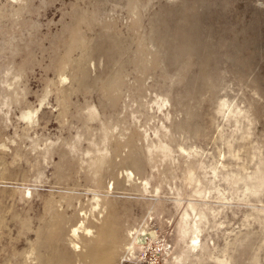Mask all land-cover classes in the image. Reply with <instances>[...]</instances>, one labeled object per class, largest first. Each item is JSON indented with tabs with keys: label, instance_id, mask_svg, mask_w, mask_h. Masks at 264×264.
Here are the masks:
<instances>
[{
	"label": "rangeland",
	"instance_id": "1",
	"mask_svg": "<svg viewBox=\"0 0 264 264\" xmlns=\"http://www.w3.org/2000/svg\"><path fill=\"white\" fill-rule=\"evenodd\" d=\"M174 255L264 264V0H0V264Z\"/></svg>",
	"mask_w": 264,
	"mask_h": 264
},
{
	"label": "bare ground",
	"instance_id": "2",
	"mask_svg": "<svg viewBox=\"0 0 264 264\" xmlns=\"http://www.w3.org/2000/svg\"><path fill=\"white\" fill-rule=\"evenodd\" d=\"M233 110L234 109H231L230 110V112H233ZM189 177H191V176H189ZM189 177H188V179H189ZM197 190V189H196ZM199 193V192H198ZM196 194V193H195ZM191 203H193V202H191ZM191 203H189L188 204V206L190 207V210L192 211V213L195 211V205H197L195 202H194V204H191ZM180 205V204H179ZM201 207V205L199 206V208ZM185 208V207H184ZM197 208V207H196ZM202 208H200V210H201ZM184 210V209H183ZM188 210H189V208H188ZM198 211V210H197ZM202 211V210H201ZM181 215H183V214H181ZM180 215V216H181ZM193 215V214H192ZM184 218H185V228H186V231L189 233V234H191V237H190V243L188 244V248H187V250H186V252H185V257L187 256H189L190 255V253L191 252H194V251H196V250H198V248L200 247V239H199V231H200V227H199V224H198V222L200 221V218H201V216H200V214H198V213H195L194 214V216L189 220V218L191 217V214L189 213V212H185L184 213ZM181 219V218H180ZM183 219V218H182ZM191 221V222H190ZM205 221V220H204ZM182 223V222H181ZM190 223H192V224H190ZM181 228V227H180ZM73 235H76V236H78V234H79V232L77 231V229L76 228H74L73 229ZM83 232H85V233H92V231H90V229H86V228H84V230H83ZM98 232L100 233V234H102L101 233V231H99L98 230ZM97 232V233H98ZM131 233H132V231H130ZM183 233V232H182ZM181 233V234H182ZM100 234H98L100 237H101V235ZM184 234V233H183ZM188 234V235H189ZM97 235V234H96ZM95 235V236H96ZM98 236V237H99ZM190 236V235H189ZM96 238V240H98L97 241V244H98V242L101 240V239H99V238ZM135 238H137L136 236H135ZM103 239V238H102ZM140 239V238H139ZM130 241V240H129ZM94 243H96V242H94ZM71 244H72V248L73 247H75L76 246V244L73 242V241H71ZM97 244H95V245H97ZM99 244L100 245H102V242H99ZM98 244V245H99ZM133 244V243H132ZM97 245V246H98ZM99 245V246H100ZM134 246H135V243H134ZM96 247V246H95ZM138 247V246H137ZM80 248V247H79ZM94 248V247H93ZM97 248V247H96ZM140 248V247H139ZM201 248V247H200ZM138 249V248H137ZM142 249V248H141ZM131 250H133V246H129L128 247V252H130ZM134 251V250H133ZM144 254V250H141V254ZM133 254V253H132ZM169 254V253H168ZM171 254V253H170ZM180 254V253H179ZM149 256V255H148ZM169 256H171V255H169ZM175 257L173 258V261H172V264H179L178 262H179V260H180V258H182V257H180L179 258V256L178 255H174ZM181 256H183L182 255V253H181ZM28 257H29V255H28ZM27 257V258H28ZM170 258V257H169ZM189 258V257H188ZM29 259V258H28ZM184 259V258H183ZM186 259V258H185ZM31 260V259H30ZM29 263V262H28ZM82 263V262H81ZM80 264V263H79ZM93 264V263H92ZM181 264V263H180Z\"/></svg>",
	"mask_w": 264,
	"mask_h": 264
}]
</instances>
